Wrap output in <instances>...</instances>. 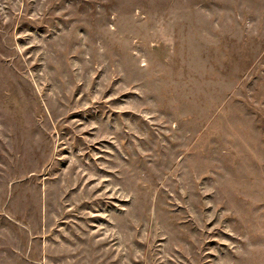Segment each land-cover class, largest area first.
Instances as JSON below:
<instances>
[{"label":"rangeland","instance_id":"rangeland-1","mask_svg":"<svg viewBox=\"0 0 264 264\" xmlns=\"http://www.w3.org/2000/svg\"><path fill=\"white\" fill-rule=\"evenodd\" d=\"M0 264H264V0H0Z\"/></svg>","mask_w":264,"mask_h":264}]
</instances>
